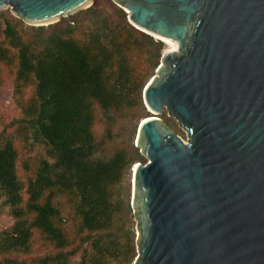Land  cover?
Masks as SVG:
<instances>
[{
    "label": "trees",
    "instance_id": "1",
    "mask_svg": "<svg viewBox=\"0 0 264 264\" xmlns=\"http://www.w3.org/2000/svg\"><path fill=\"white\" fill-rule=\"evenodd\" d=\"M162 49L112 0L39 25L0 11V85L11 76L19 108L0 122V264H132L126 179L146 158L123 127L151 115Z\"/></svg>",
    "mask_w": 264,
    "mask_h": 264
},
{
    "label": "water",
    "instance_id": "2",
    "mask_svg": "<svg viewBox=\"0 0 264 264\" xmlns=\"http://www.w3.org/2000/svg\"><path fill=\"white\" fill-rule=\"evenodd\" d=\"M173 39L143 88L132 264H264V0H113ZM92 0H0L47 24ZM185 131L184 140L160 116Z\"/></svg>",
    "mask_w": 264,
    "mask_h": 264
},
{
    "label": "rangeland",
    "instance_id": "3",
    "mask_svg": "<svg viewBox=\"0 0 264 264\" xmlns=\"http://www.w3.org/2000/svg\"><path fill=\"white\" fill-rule=\"evenodd\" d=\"M94 0H92L93 2ZM101 3H103V0H99ZM113 1V0H112ZM115 2V1H113ZM116 3V2H115ZM117 4V3H116ZM118 5V4H117ZM120 6V5H119ZM121 7V6H120ZM0 11H3L5 14L7 15H13L15 17H17L16 15H14L9 7H5L3 9H0ZM127 12V11H126ZM73 13V12H72ZM68 15V14H67ZM61 17V16H60ZM19 18V17H18ZM128 18V16H127ZM21 19V18H20ZM24 21V20H23ZM25 22V21H24ZM27 23V22H25ZM51 23V22H50ZM29 24V23H27ZM48 24V23H47ZM32 25H39V24H32ZM135 26V25H134ZM136 27V26H135ZM138 28V27H136ZM139 29V28H138ZM141 30V29H140ZM143 31V30H142ZM145 32V31H144ZM147 33V32H146ZM152 35V34H151ZM155 39H160L158 38L156 35H152ZM161 40V39H160ZM163 42V48L167 47V42L164 40H161ZM163 50V49H162ZM161 58V57H160ZM160 62V60H159ZM159 64V63H158ZM157 67V66H156ZM156 69V68H155ZM155 69H154V73H155ZM153 73V74H154ZM6 74V72H5ZM152 74V75H153ZM149 80V79H148ZM147 109V107H146ZM148 110V109H147ZM149 111V110H148ZM165 111L166 116L169 118V120L173 121V123L176 125V129H174L184 140L186 139V135H185V131L182 129V127H180L176 121V119L173 116H170L167 114L166 110L163 109V111L161 112V114ZM19 113V108L16 106L14 99H13V95H12V80H11V76L6 74L5 75V79L3 81V84L0 85V122L2 120H9L12 117L16 116ZM150 114H152L151 111H149ZM160 114V116L162 117V115ZM140 117L139 121L141 120ZM163 118V117H162ZM164 120V119H163ZM135 119H132L128 122H126V124L123 127V131H124V137L127 141H130L132 136H136V132H137V128L134 127L135 124ZM165 121V120H164ZM166 122V121H165ZM145 157V156H144ZM146 158V157H145ZM147 160V158H146ZM137 161H141V160H137ZM142 162V161H141ZM133 167V166H132ZM129 183V191H130V199H131V193H132V168H131V174H130V178L126 179V187ZM132 210V207H131ZM132 214H133V210H132ZM12 222V218L11 216L5 211V210H0V228L9 225ZM132 226L135 232L134 238H135V244H136V238H137V229L135 226V219L132 216ZM136 249H137V244H136ZM135 258V257H134ZM133 262V261H132Z\"/></svg>",
    "mask_w": 264,
    "mask_h": 264
},
{
    "label": "bare ground",
    "instance_id": "4",
    "mask_svg": "<svg viewBox=\"0 0 264 264\" xmlns=\"http://www.w3.org/2000/svg\"><path fill=\"white\" fill-rule=\"evenodd\" d=\"M161 38L167 42V48L174 47L176 45V43L173 39H169V38H166L163 36H161Z\"/></svg>",
    "mask_w": 264,
    "mask_h": 264
}]
</instances>
